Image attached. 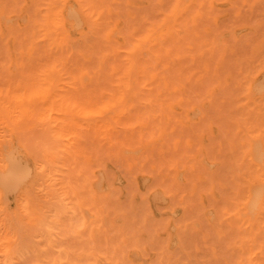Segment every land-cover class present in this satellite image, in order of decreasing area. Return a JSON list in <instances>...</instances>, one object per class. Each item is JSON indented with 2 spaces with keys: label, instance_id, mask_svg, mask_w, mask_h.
<instances>
[{
  "label": "rangeland",
  "instance_id": "374dc122",
  "mask_svg": "<svg viewBox=\"0 0 264 264\" xmlns=\"http://www.w3.org/2000/svg\"><path fill=\"white\" fill-rule=\"evenodd\" d=\"M49 1L55 2L58 5L57 11L60 12L55 15L50 26L41 27L37 20L38 17L43 19L46 10L41 9L40 6L49 3ZM175 1L88 0L102 8L97 7L94 10H89L94 15L86 16L81 9L85 0H0V89L7 85H10L12 89L11 93L5 92L9 91V88L6 89V87L5 91L3 89L0 93V176L6 170L5 174H8L10 169L6 168L11 166L10 162L14 157L15 161L19 163L18 158H20L22 164L30 167L31 170V175L24 182L18 178L15 179L16 177L11 178L12 173H10L8 174L11 176L10 179L2 181L3 187L0 186V240L7 241L0 245V264H35L37 260L59 261L67 257V259L73 257L71 260L85 262L88 261V258H90L89 260L104 258L98 257L95 252L89 256L86 242L75 238L61 240L60 234L55 235L54 244H50L46 235L41 236L44 235L43 230L36 228L40 227V221L44 217L49 219L52 216L57 207L54 203L60 206V198L64 197L67 191L68 197L71 195L74 191L72 186L77 184V176L85 166L87 172L85 171L79 182L82 185L84 180H87V191L83 195L75 197L71 195L73 197L70 196L71 203H73L71 206H76H73L75 213H79L81 218L86 214L91 217L86 205L81 202L87 197L95 195L97 198L96 208L104 215L106 221L105 228L108 232L112 231L110 234L113 233L123 240L122 246L116 250L120 256H116L115 250L110 251L106 254L109 260H126L127 264H156L161 258L165 260L179 258L192 261H215L224 259V249L229 244L232 247L228 249L227 255L233 260H247L251 257L256 261V264H259V261L264 259V254L261 252V247L264 245V214H262V210H264V181L260 176L259 161H256V158H259L261 154L258 153L259 157L253 158L254 156L249 152L250 142H253L258 144L260 147L258 151L261 150L264 155V127L261 126L260 111V92L261 88H264V83L258 74L254 75L252 102L247 105L235 99L233 93V76L236 70L241 66L248 67L249 64H252L258 73V66L261 59L264 58L260 48L261 41L264 40V25L261 23V17L264 16V3L262 0H240L241 3L250 5V7L243 12L238 20L233 22L235 13L230 6L234 0H183L182 4L192 6V12L197 11L200 5H215L213 22L217 27L208 31L205 25L198 36L196 31H191L192 34L186 28V17L165 23L164 26L160 24L162 17L158 5L171 4ZM157 10L159 11L157 12ZM150 11H154V14ZM72 12L76 18L71 14ZM158 18L160 19L156 20ZM150 19H154V22ZM151 29L156 34L153 33L148 39H143L140 36L141 34L144 37ZM47 32H51V37H46ZM43 35L45 36L43 37ZM204 35L206 36L204 37ZM127 39L128 41H126ZM136 39L138 42H135ZM141 46L142 48L144 46L143 50ZM126 47L128 48L126 49ZM144 58L150 59V61L147 59L145 61ZM134 60L137 61L136 64ZM125 63L129 66H125ZM155 64L156 66L160 64V66L156 67ZM135 66L138 69L135 71L137 75H133ZM148 66L154 70L151 68L149 70ZM125 69L126 72L123 73L122 71ZM144 69L149 70L147 71L148 75L146 71L145 74L143 73ZM161 69L172 71H162ZM183 70L184 72H182ZM54 71L57 72L54 73ZM130 73L132 74L131 81L128 78ZM179 73L181 74L179 75ZM55 75L59 76H56L59 80L55 83L57 88L52 86ZM171 76L175 79L170 78ZM41 79L42 83L46 80L43 84L47 88H52V90L47 89L48 92L50 91L49 97L44 98L45 100L42 97H36L33 100L27 99L29 96L26 94L30 92V83L34 88L38 87ZM5 82L8 83L5 84ZM157 84L158 88L155 86ZM166 84L168 87H164ZM46 87L42 88L45 90ZM24 88L27 89L26 94H24ZM40 89L38 88V90ZM107 89H113V94ZM15 90L25 97L15 95ZM18 90H23V92ZM34 90H31L33 95L37 94L34 93ZM149 92L150 94L147 95ZM109 94L113 95V98ZM83 95L88 98H83ZM92 95H96L94 99ZM103 95H108L111 98H105L106 96ZM171 96L173 99H170ZM96 98H98L97 101ZM102 100L103 103L106 102L107 107L104 106ZM112 100H114L113 103H111ZM91 102H98L104 108H100L101 112L97 113L98 111L95 109H99L96 107L97 104H91ZM114 102H118V104L116 103L118 109ZM155 102L158 107H155ZM88 104H90L89 107ZM94 110L97 112L90 115V112ZM141 112L146 114L141 115ZM102 113L105 114L102 115ZM171 118L172 120H170ZM132 119L133 121H130ZM177 120L184 126V131L177 130L173 141L181 135L184 142L187 141L189 134H195L198 137L202 150L199 157L196 158L195 166L200 171H210L215 176L216 186L212 191L211 183H209L207 188L198 190L195 197L184 200L177 197L174 201L168 194L171 185L175 183L177 186H182L184 180L191 174L193 164L189 162L187 167L181 165L178 170L179 178H176L174 174L173 178L169 179L168 186L160 185L158 175L160 172L159 162L162 160L161 153L164 151L176 154L174 151L176 144L156 138L164 128L171 131ZM48 121L50 124L48 123L47 127H44ZM54 128L57 129V132L54 131ZM238 128L242 129L239 134L237 133ZM198 130L199 132H197ZM44 131H47L50 136L46 137L47 134ZM235 134H238L237 137ZM234 137L235 139H233ZM44 138H47V142L45 141L41 145ZM48 138L51 139L48 140ZM52 139L57 141L54 146ZM241 139L243 148L237 151L235 144ZM181 148H183V143ZM39 151L40 153H38ZM119 151L122 155H119ZM9 153L16 155L12 154L13 156H11ZM8 155L13 157L10 159L12 161L9 160ZM37 156L48 159L50 166L45 173L52 175L55 178L52 179L53 181H58L56 185H51L44 173L39 171ZM230 162L232 165L235 164L232 166ZM143 163L144 165H142ZM209 165L212 167L209 168ZM229 166H232V169ZM222 167L224 168L222 169ZM236 168L238 171L245 169L251 171V178L241 190L242 192L235 191L232 184L233 176L237 173ZM219 178H223V181ZM11 179L18 182L15 186L17 188L14 187V192L10 191L13 187L11 189L7 184L9 181L13 184ZM63 179L66 182H63ZM260 184L262 185L260 186ZM253 186H259L262 189L257 190L260 195L256 199V204L254 203L251 208L248 206L247 195L250 189H255ZM55 190L58 196L54 194ZM222 190L225 191L227 197L229 194L234 197L238 196L240 211L235 215L223 212L227 197L225 193L221 197ZM4 191L5 194L9 191L6 197H4ZM227 193L229 194L227 195ZM4 198L7 200L5 201ZM26 201L31 209L30 214L23 207V203ZM177 202L178 204H176ZM245 203L247 204L245 205ZM247 208L251 211L250 213H247ZM245 211L246 213H244ZM194 219L198 222L195 226L188 224L186 230H178L177 225ZM5 223L11 225L10 240L3 235L7 231L4 227ZM205 234H207V239L204 238ZM159 239L168 241V252L162 253L159 250L156 243ZM217 240L222 244H218ZM60 246L77 249L83 247L85 250L80 254L66 250L62 253V257L59 251ZM184 249L190 251H184Z\"/></svg>",
  "mask_w": 264,
  "mask_h": 264
},
{
  "label": "snow or ice",
  "instance_id": "6c2138e0",
  "mask_svg": "<svg viewBox=\"0 0 264 264\" xmlns=\"http://www.w3.org/2000/svg\"><path fill=\"white\" fill-rule=\"evenodd\" d=\"M264 3V0H262ZM41 9L46 10L43 19L38 17L37 22L41 25V27L50 26L51 22L55 19L56 9L58 5L55 2H49L40 6ZM97 7H101L95 3L85 2L81 5V9L86 16L94 15L93 12L89 10H94ZM161 9L160 15L162 19H160V24L163 25L165 23H171L179 20L181 17H186L185 26L191 31H196L199 34L200 30L203 26L206 25L207 30L211 31L217 27V25L213 22V13L215 11V5H200L198 10L195 12L191 11V7L187 4H182L180 0H176L175 3L171 4H162L158 5ZM231 9L234 11L235 16L233 18V22L239 19V17L243 14V12L250 7L245 3H241L240 0H234L231 4ZM261 23L264 25V16L261 17ZM153 33L150 31L146 34L143 39H148ZM262 57H264V40L261 41L260 44ZM258 74L261 78L262 83H264V58L261 59L260 64L258 66V73L256 67L252 64H249L248 67L241 66L239 67L234 76H233V93L235 94V99L242 101L245 105L250 104L251 95L253 92V77ZM155 79V77H154ZM164 87H167L165 85ZM12 89L9 86V93H11ZM0 93H2V89H0ZM260 108H261V126L264 127V88H261L260 92ZM177 130L183 132L184 126L177 120L176 124L172 127V130L169 131L167 128L161 130L159 137L156 139L167 141L169 143L174 142L176 144L175 153L169 154L168 152L162 151V160L160 162V172L158 175V179L160 180L161 185L168 186L169 179L173 178L174 174L176 178H179L178 170L181 168V165L187 167L189 162L193 164L191 169V174L184 180L182 186H177L175 183L171 185V190L168 194L173 198H179L181 200L187 199L189 197H195L198 190H203L207 188V185L211 183L212 191L215 190V176L210 171H200L195 166L196 158L199 157L200 152L202 150L200 140L195 134H189L188 139L184 142L183 136L176 138L173 141V137H176ZM242 129H237V133L239 134ZM57 141L53 139V146ZM183 143V148H181V144ZM243 148L242 139L236 144V149L239 151ZM38 165H43L39 168L41 173L47 172L49 170V161L48 159L37 156ZM260 176L262 181H264V155L260 157ZM209 168L212 166L209 165ZM86 170V166L77 176V184L73 185L74 191L71 193L73 197L76 195H83L87 190V180H84L83 184L79 183L81 177L84 176ZM251 178L250 170H242L237 171V173L233 177V187L235 191L239 192L243 189L247 181ZM58 181H53V183H57ZM64 205L68 208L71 207V200L66 194L64 197L60 198ZM231 202L228 203L227 201ZM83 205H86L88 211L91 213V217L87 214L81 218L75 212L72 213V219L66 220L65 213H58L53 216L51 219L44 217L41 220V223L46 225L48 232L51 233H60L62 232L64 235L61 237V240L64 239H72L75 238L81 242H86L88 246V255L91 256L94 252L97 253L98 257H104L103 259L97 258L94 260L88 261H80V260H71L65 258L64 260H53V259H45V260H37L35 264H127L126 260H118L113 261L107 258V253L109 251H114L119 249L123 240L114 235L110 234L105 228V218L104 215L99 212L96 208L97 198L95 195L87 197L84 201L81 202ZM240 211V203L238 197H232L230 194L226 198L225 207L223 212L228 213L229 215H235ZM262 214H264V210H262ZM198 222L194 219L191 221H186L185 224L177 225L178 230L184 231L188 224H192L195 226ZM4 227L7 229L3 235L10 240L11 236L9 235L11 232V225L5 223ZM205 239H207V234H205ZM43 239V237H42ZM55 239V237H53ZM6 240H0V245L6 243ZM159 246V250L164 253L169 250V243L165 239H159L156 242ZM232 247L229 244L225 249V258L221 260L215 261H192V260H181L177 259H168L165 260L161 258L156 262V264H256L251 257L247 260H233L230 256L227 255L228 249ZM69 252H77V254L83 253L84 248L81 247L79 249L73 247H61L59 251L61 253L65 251ZM184 251H190L188 249H184ZM261 252L264 254V245L261 247ZM259 264H264V259L259 261Z\"/></svg>",
  "mask_w": 264,
  "mask_h": 264
},
{
  "label": "bare ground",
  "instance_id": "6f19581e",
  "mask_svg": "<svg viewBox=\"0 0 264 264\" xmlns=\"http://www.w3.org/2000/svg\"><path fill=\"white\" fill-rule=\"evenodd\" d=\"M185 1H186V0H185ZM202 1H203V0H202ZM49 2H50V1H49ZM171 2H172V0H171ZM173 2H174V1H173ZM175 2H176V1H175ZM183 2H184V1L182 0L181 3H183ZM206 2H207V1H206ZM27 3H29V2H27ZM138 3H139V2H138ZM162 3H163V2H162ZM215 3H216V2H215ZM4 4H5V3H4ZM225 4H226V3H225ZM17 5H18V4H17ZM143 6H146V5H143ZM147 6H148V5H147ZM116 7H117V6H116ZM152 7H153V5H152ZM151 9H152V8H151ZM151 9H150V10H151ZM111 10H112V9H111ZM152 10H153V9H152ZM67 11H68V10H67ZM71 11H72V10H71ZM103 11H104V10H103ZM124 11H125V10H124ZM158 11H159V10H157V12H158ZM58 12H60V11H57V9H56V13H55V15H56ZM73 12H74V11H73ZM73 12H72L71 14L76 18V16L74 15ZM150 12H152V11H150ZM98 13H99V12H98ZM118 13H119V12H118ZM155 13H156V11H155ZM119 14H120V13H119ZM152 14H154V11L152 12ZM64 15H65V14H64ZM104 16H105V15H104ZM160 16H161V15H160ZM160 16H159V17H160ZM68 17H69V16H68ZM161 17H162V16H161ZM161 17H160V18H161ZM22 18H23V17H22ZM24 18H25V17H24ZM103 18H104V17H103ZM148 18H149V17H148ZM160 18H158V19H156V20H159ZM8 20H10V19H8ZM148 20H149V19H148ZM150 20H151V19H150ZM151 21L154 22V19L151 20ZM91 22H92V21H91ZM108 22H109V21H108ZM75 24H76V23H75ZM133 24H134V23H133ZM151 25H153V23H151ZM118 26H119V25H118ZM153 26H154V25H153ZM163 26H164V24H163ZM103 27H104V25H103ZM125 28H126V27H125ZM156 28H158V27H156ZM163 28H164V27H163ZM115 29H116V28H115ZM115 29H114V30H115ZM130 29H131V28H130ZM152 29H153V28H152ZM152 29H151L150 31H151L152 33H155V31H153ZM170 29H171V28H170ZM181 29H182V28H181ZM10 31H11V30H10ZM112 31H113V30H112ZM125 31H126V30H125ZM150 31H149V32H150ZM156 31H157V30H156ZM186 31H187V30H186ZM188 31H189V30H188ZM188 31H187V32H188ZM51 32H52V31H51ZM51 32H47L48 35H47L46 37H49L50 34H51ZM24 33H25V32H24ZM144 33H145V32H144ZM191 33H192V32H191ZM155 34H156V33H155ZM192 34H193V33H192ZM136 35H138V34H136ZM185 35H186V33H185ZM200 35H203V34H200ZM206 35H207V34H206ZM206 35H204V37H205ZM44 36H45V35H43V37H44ZM140 36H142V38H143V35L140 34ZM144 36H145V35H144ZM183 36H184V35H183ZM183 36H182V37H183ZM198 36H199V34H198ZM198 36L195 35V37H198ZM210 36H211V35H210ZM218 36H219V34H218ZM29 37H31V36H29ZM50 37H51V36H50ZM130 37H132V36H130ZM150 37H151V36H150ZM150 37H149V38H150ZM200 37H201V36H200ZM215 37L217 38V35H215ZM215 37H214V38H215ZM40 38H41V37H40ZM125 38H126V37H125ZM127 38H129V37H127ZM142 38H140V39H142ZM201 38H202V37H201ZM207 38H208V37H207ZM216 38H215V39H216ZM38 39H39V37H38ZM120 39H121V38H120ZM132 39H133V38H132ZM134 39H135V38H134ZM215 39H214V40H215ZM69 40H70V39H69ZM86 40H87V39H86ZM150 40H151V39H150ZM150 40H149V41H150ZM219 40H220V39H219ZM99 41H100V40H99ZM99 41H98V42H99ZM126 41H128V39H127ZM136 41H137V39L135 40V42H136ZM22 42H23V41H22ZM130 42H131V41H130ZM132 42H133V40H132ZM132 42H131V43H132ZM137 42H138V41H137ZM144 42H145V41H144ZM147 42H148V40H147ZM147 42H145V43H147ZM200 42H201V41H200ZM93 43H94V42H93ZM125 43H126V42H125ZM197 43H198V42H197ZM124 45H126V44H124ZM141 45H142V44H141ZM191 45H192V44H191ZM193 45H194V44H193ZM193 45H192V46H193ZM132 46H133V43H132ZM132 46H131V48H132ZM134 46H136V45H134ZM22 47H23V46H22ZM50 47H51V46H50ZM138 47H139V46H138ZM198 47H199V46H198ZM201 47H202V46H201ZM201 47H200V48H201ZM46 48H47V47H46ZM127 48H128V47H126V49H127ZM131 48H130V49H131ZM143 48H144V46H143ZM143 48H142V46H141V49H142V50H143ZM191 48H192V47H191ZM193 48H194V47H193ZM132 49H133V48H132ZM132 49H131V50H132ZM147 49H148V48H147ZM196 49H197V48H196ZM79 50H80V49H79ZM144 50H145V49H144ZM52 51H53V50H52ZM123 51H124V50H123ZM128 51H129V49H128ZM140 51H141V50H140ZM179 51H180V50H179ZM91 52H92V51H91ZM132 52H134V50H132ZM141 52H142V51H141ZM162 52H163V50H162ZM126 53H127V52H126ZM195 53H196V52H195ZM195 53H194V54H195ZM42 54H43V53H42ZM127 54H128V53H127ZM131 54H134V53H131ZM142 54H143V53H142ZM202 54H203V53H202ZM61 55H62V54H61ZM71 55H72V54H71ZM73 55H74V54H73ZM128 55H129V54H128ZM42 56H43V55H42ZM68 56H69V55H68ZM130 56H131V55H130ZM139 56H140V53H139ZM148 56H149V55H148ZM151 56H152V55H151ZM151 56H150V57H151ZM47 57H48V56H47ZM76 57H77V56H76ZM78 57H79V56H78ZM33 58H35V57H33ZM90 58H91V57H90ZM151 58H152V57H151ZM70 59H71V58H70ZM73 59H74V58H73ZM78 59H79V58H78ZM142 59H143V58H142ZM144 59H145V58H144ZM146 59H147V58H146ZM146 59H145V61H146ZM152 59H153V58H152ZM152 59H151V60H152ZM163 59H164V58H163ZM92 60H93V59H92ZM122 60H123V59H122ZM135 60H136V57H135ZM135 60H134V61H135ZM137 60H138V59H137ZM147 60H148V59H147ZM54 61H55V60H54ZM69 61H70V60H69ZM78 61H79V60H78ZM78 61H77V62H78ZM141 61H143V60H141ZM141 61H140V62H141ZM148 61H150V59H149ZM161 61H162V60H161ZM174 61H175V60H174ZM187 61H188V60H187ZM74 62H75V61H74ZM123 62H125V61H123ZM136 62H137V61H135V64H136ZM138 62H139V61H138ZM140 62H139V63H140ZM163 62H165V61H163ZM166 62H167V61H166ZM54 63H55V62H54ZM91 63H92V62H91ZM158 63H159V62H158ZM67 64H68V63H67ZM78 64H79V62H78ZM146 64H149V63H146ZM44 65H46V64H44ZM54 65H55V64H54ZM56 65H57V63H56ZM73 65H74V64H73ZM124 65H125V66H129V65L126 64V63H125ZM173 65H174V64H173ZM176 65H177V64H176ZM189 65H190V64H189ZM13 66H14V65H13ZM46 66H47V65H46ZM59 66H60V64H59ZM71 66H72V65H71ZM145 66H146V65H145ZM149 66H150V65H149ZM149 66H148V68H149V70H150L151 67H149ZM155 66H156V64H155ZM158 66H160V64L157 65L156 67H158ZM51 67H53L52 64H51ZM135 67H136V69H134V74H133V75H137V72H135V71H137L138 69H137V66H135ZM46 68H47V67H46ZM46 68H45V69H46ZM57 68H59V67H57ZM125 68H126V67H125ZM148 68H147V69H148ZM41 69H42V68H41ZM73 69H74V68H73ZM126 69H129V68H126ZM126 69H125V71H122V72L125 73V72H126ZM147 69H146V70L144 69V72H143L144 74H145V71H146V74H147V71H149V70H147ZM170 69H172V67H170ZM170 69H169V70H170ZM182 69H183V68H182ZM18 70H19V69H18ZM18 70H17V71H18ZM24 70H25V69H24ZM42 70H43V69H42ZM49 70H50V69H49ZM71 70H72V69H71ZM151 70H154V69L151 68ZM161 70H162V69H161ZM163 70H165V69H163ZM163 70H162V71H163ZM166 70H167V69H166ZM166 70H165V71H166ZM169 70H167V71H169ZM185 70H186V68H185ZM130 71H131V69H130ZM159 71H160V70H159ZM170 71H172V70H170ZM56 72H57V71H56ZM56 72L54 71V73H56ZM155 72H156V71H155ZM175 72H176V70H175ZM182 72H184V70H183ZM44 73H45V72H44ZM73 73H74V71H73ZM157 73H158V72H157ZM161 73H162V72H161ZM163 73H164V72H163ZM168 73L171 74L170 72H168ZM173 73H174V72H173ZM173 73H172V74H173ZM39 74H40V73H39ZM76 74H77V73H76ZM76 74H75V75H76ZM158 74H160V73H158ZM174 74H175V73H174ZM180 74H181V73H179V75H180ZM124 75H125V74H124ZM129 75H130V77H128V78H129L130 81H131V75H132V74L130 73ZM147 75H148V74H147ZM147 75H145V77H148ZM38 76H39V75H38ZM56 76H57V75H55V80H54L53 83H52V86H55V88H57L56 85H55V83H57V81L59 82V80H58V78H57V77H59V76H57V77H56ZM164 76H165V75H164ZM174 76H175V75H174ZM0 77H1V76H0ZM16 77H17V75H16ZM21 77H22V76H21ZM32 77H33V76H32ZM39 77H40V76H39ZM145 77L143 76V78H145ZM154 77H155V75H154ZM168 77H169V76H168ZM191 77H192V76H191ZM56 78H57V80H56ZM84 78H85V77H84ZM86 78H87V77H86ZM102 78H103V77H102ZM126 78H127V77H126ZM135 78H136V77H135ZM170 78H174V77L171 76ZM0 79H1V78H0ZM42 79H43V78H42ZM42 79L40 80L39 83H40L41 86L43 85L42 87H44V86L46 87V85L43 84V83H45L46 80L42 83ZM97 79H98V78H97ZM133 79H134V78H133ZM147 79H148V78H147ZM174 79H175V78H174ZM256 79H257V78H256ZM30 80H31V79H30ZM43 80H44V79H43ZM126 80L129 82L128 79H126ZM134 80H135V79H134ZM167 80H168V78H167ZM38 81H39V80H38ZM55 81H56V82H55ZM137 81H138V80H137ZM151 81H152V80H151ZM172 81H173V80H172ZM174 81H175V80H174ZM0 82H1V81H0ZM14 82H15V81H14ZM128 82H127V83H128ZM175 82H176V81H175ZM175 82H173V83H175ZM6 83H8V82H5V84H6ZM35 83H36V82H35ZM35 83H34V84H35ZM37 83H38V82H37ZM97 83H98V82H97ZM99 83H100V82H99ZM115 83H118V84H119V83H121V82H115ZM115 83H113V84H115ZM133 83H134V82H133ZM151 83H153V82H151ZM151 83H150V84H151ZM254 83H255V82H254ZM254 83H253V84H254ZM26 84H27V83H26ZM88 84H89V83H88ZM92 84H93V83H92ZM110 84H111V82H110ZM129 84H131V83H129ZM136 84H137V83H136ZM256 84H257V82H256ZM2 85H3V84H2ZM31 85H32V84L30 83V88H29L30 92H29V93H27V91H26L27 89H25L27 86L24 88V90L26 91V92L24 91V94L27 93L26 95L29 96V97L27 96L28 98L26 97L27 99H31V100H33V99L36 98V97H40V98L42 97L43 99H44V98L46 99V98L49 97V92H50V91L48 92V90H52L51 87H49V88L46 87L45 90H44L42 87H39L40 85H39L38 87H35L36 89H35L33 86H31ZM94 85H95V84H94ZM99 85H100V84H99ZM101 85H102V84H101ZM127 85H128V84H127ZM137 85H138V84H137ZM159 85H161V84H159ZM166 85H167V84H166ZM257 85H258V84H257ZM0 86H1V84H0ZM4 86H5V85H4ZM9 86H10V85H7V86H6L7 88H6V87H5V88L8 89ZM50 86H51V84H50ZM102 86L104 87V85H102ZM102 86H99V87L101 88ZM111 86H112V85H111ZM129 86H132V85H129ZM155 86L157 87L158 84L155 85ZM192 86H193V85H192ZM32 87H33V89H32ZM122 87H123V86H122ZM135 87H136V86H134V88H135ZM158 87H159V86H158ZM158 87H157V88H158ZM167 87H168V86H167ZM207 87H208V85H207ZM256 87H257V86H256ZM5 88L3 87L4 91H5ZM38 88H41L42 90H41V89L38 90ZM80 88H81V87H80ZM104 88H105V87H104ZM104 88H103V89H104ZM136 88H137V87H136ZM189 88H190V85H189ZM204 88H205V87H204ZM204 88H203V89H204ZM3 89H2V90H3ZM34 89H35V90H34ZM47 89H48V90H47ZM94 89L96 90V88H94ZM97 89H98V88H97ZM125 89H126V88H125ZM125 89H124V90H125ZM131 89H132V88H131ZM155 89H156V88H155ZM161 89H162V88H161ZM161 89H160V90H161ZM192 89H193V88L191 87V90H192ZM29 90H28V91H29ZM31 90H34V93H37V94L33 95V91H31ZM36 90H37L38 92H37ZM98 90H99V89H98ZM98 90H97V91H98ZM107 90H108V89H107ZM112 90H113V89H112ZM112 90H108V91H111V92H112L111 94H113V91H114V90H113V91H112ZM165 90H166V89H165ZM18 91H22V92H23V90H18ZM78 91H79V90H78ZM89 91H90V90H89ZM100 91H101V90H100ZM105 91H106V89H105ZM117 91H118V90H117ZM5 92H9V91H5ZM13 92H14V91H13ZM22 92H20V93H22ZM127 92H128V91H127ZM144 92H145V90H144ZM160 92H161V91H160ZM164 92H165V91H164ZM193 92H194V91H193ZM14 93H15V95L17 94V95H19V96H21V97H25L24 95H20V94H18V92H17L16 90H15ZM80 93H81V92H80ZM80 93H79V94H80ZM90 93H91V92H90ZM108 93H109V92H108ZM155 93H156V92H155ZM77 94H78V93H77ZM82 94H83V93H82ZM82 94H81V95H82ZM95 94H96V93H95ZM124 94H125V93H124ZM149 94H150V92H149L147 95H149ZM161 94H162V93H161ZM172 94H173V93H172ZM181 94H182V93H181ZM30 95H31V96H30ZM98 95H99V94H98ZM109 95H110V94H109ZM138 95H141V94H138ZM155 95H156V94H155ZM158 95H160V94H158ZM187 95H188V94H187ZM200 95H201V94H200ZM19 96H17V97H19ZM70 96H71V95H70ZM83 96H84V95H83ZM92 96H93V95H92ZM95 96H96V95H95ZM95 96H93V99H94ZM100 96L102 97V95H100ZM103 96H104V95H103ZM105 96H106V95H105ZM105 96H104V97H105ZM110 96H112V98H113V95H110ZM189 96H190V95H189ZM12 97H13V96H12ZM89 97H90V96H89ZM108 97H109V96L107 95L105 98H108ZM143 97H144V96H143ZM159 97H161V95H160ZM159 97H158V98H159ZM183 97H184V96H183ZM201 97H202V95H201ZM79 98H82V97H79ZM83 98H86V97L84 96ZM87 98H88V97H87ZM87 98H86V99H87ZM105 98H104V99H105ZM109 98H111V97H109ZM109 98H108V99H109ZM126 98H127V97H126ZM174 98H175V97H174ZM43 99H42V100H43ZM45 99H44V100H45ZM90 99H91V98H90ZM99 99H100V98H99ZM155 99H156V98H155ZM170 99H173L172 96H171ZM50 100H51V99H50ZM91 100H92V99H91ZM97 100H98V98H96V101H97ZM122 100H123V98H122ZM137 100H138V99H137ZM152 100H153V99H152ZM75 101H76V100H75ZM77 101H78V100H77ZM113 101H114V100H112L111 103H113ZM138 101H139V100H138ZM192 101H194V100H192ZM203 101H204V99H203ZM39 102H42V101H39ZM49 102H51V101H49ZM82 102H83V101H82ZM195 102H196V101H195ZM72 103L74 104V102H72ZM85 103H87V102H85ZM94 103H96V102H91V104H94ZM100 103H101V101H100ZM100 103L97 102V103H96L97 106H96V104H95V106L98 107L99 109H97V108L94 107L98 112H97L96 110L91 111V112H90V115H91V113L94 114V112L100 113V112H101L100 110H101L102 108H104V107H102L103 104H104L105 107H107L106 104H105L106 102L103 103V100H102V103H103V104L101 103L102 106H101ZM107 103H108V102H107ZM114 103H115V102H114ZM116 103L118 104V102H116ZM116 103H115V104H116ZM156 103H157V102H155V104H156ZM201 103H202V102H201ZM39 104H40V103H39ZM73 104H71V106H73ZM99 104H100V106H99ZM117 104H116V107H117L116 109H118ZM120 104H121V106H122L123 101H122V103H120ZM120 104H119V108L121 107ZM124 104H125V103H124ZM126 104H127V103H126ZM138 104H139V103H138ZM89 106H90V104H88V107H89ZM198 106H199V103H198ZM88 107H87V108H88ZM155 107H158V104H156ZM210 107H211V106H210ZM212 107H213V106H212ZM100 108H101V109H100ZM147 108H148V107H147ZM199 108H200V107H199ZM213 108H214V107H213ZM213 108H212V109H213ZM92 109H93V106H92ZM210 109H211V108H210ZM216 109H217V108H216ZM241 109H242V108H241ZM253 109H254V108H253ZM77 110H78V109H77ZM86 110H87V109H86ZM88 110H89V108H88ZM90 110H91V109H90ZM119 110H120V109H119ZM147 110H150V109H147ZM155 110H156V109H155ZM82 111H83V110H82ZM99 111H100V112H99ZM141 111H142V109H141ZM143 111H144V110H143ZM153 111H154V110H153ZM196 111H197V110H196ZM202 111H203V110H202ZM260 111H261V110H260ZM83 112H86V111H83ZM106 112H107V111H106ZM106 112H105V113H106ZM208 112H209V110H208ZM210 112H211V111H210ZM212 112H213V110H212ZM249 112H250V111H249ZM86 113H87V112H86ZM88 113H89V112H88ZM97 113H95V114H97ZM105 113H102V115L105 114ZM144 113H145V112H141V115L144 114ZM148 113H149V112H148ZM151 113H153V112H151ZM49 114H50V113H49ZM137 114H138V112H137ZM145 114H146V113H145ZM145 114H144V115H145ZM192 114H193V113H192ZM69 115H70V114H69ZM90 115H89V116H90ZM98 115H99V114H98ZM134 115H135V114H134ZM252 115H253V114H252ZM254 115H255V114H254ZM73 116H75V115H73ZM93 116H94V115H93ZM205 116H206V113H205ZM248 116H249V115H248ZM248 116H247V117H248ZM133 117H134V116H133ZM133 117H132V118H133ZM141 117H142V116H141ZM144 117H145V116H144ZM144 117H143V118H144ZM148 117H149V114H148ZM207 117H208V116H207ZM78 118H79V117H78ZM109 118H110V117H109ZM109 118H108V119H109ZM145 118H146V117H145ZM180 118H181V117H180ZM209 118H210V117H209ZM128 119H129V118H128ZM136 119H137V118H136ZM121 120H122V119H121ZM170 120H172V118H171ZM181 120H182V119H181ZM130 121H133V119L130 120ZM143 121H145V120H143ZM148 121H149V120H148ZM187 121H188V120H187ZM60 122H62V121H60ZM110 122L112 123V121H110ZM146 122H147V121H146ZM170 122H172V121H170ZM48 123H49V121H48L46 124L43 123V124H45L44 127H47ZM185 123H186V122H185ZM220 123H222V122L220 121ZM49 124H50V123H49ZM131 124H132V123H131ZM143 124H144V123H143ZM212 124H213V123H212ZM114 125H115V124H114ZM215 125H216V124H215ZM222 125H223V124H222ZM257 125H258V124H257ZM192 126H193V125H192ZM211 126H212V125H211ZM217 127H218V126H217ZM220 127H221V126H220ZM142 129H143V128H142ZM142 129H141V132H142ZM46 130H47V129H46ZM97 130H98V129H97ZM150 130H151V129H150ZM214 130H215V129H214ZM220 130H221V129H220ZM54 131L57 132V129L54 128ZM60 131H61V126H60ZM133 131H134V130H133ZM178 131H179V130H178ZM197 132H199V130H198ZM44 133L47 134V131H44ZM134 133H135V132H134ZM137 133H138V132H137ZM143 133H144V132H143ZM97 134H98V133H97ZM144 134H145V133H144ZM144 134H143V136H144ZM182 134H183V133H182ZM185 134H187V133L185 132ZM47 135H48V134H47ZM47 135H45V136H46V137H49V136H50V135H48V136H47ZM110 135H111V134H110ZM135 135L137 136V134H135ZM135 135H134V136H135ZM146 135H147V134H146ZM146 135H145V136H146ZM183 135H184V134H183ZM218 135H219V134H218ZM235 135H236L235 137H237L238 134H235ZM222 136H223V135H222ZM202 137H204V136H202ZM214 137H215V136H214ZM235 137H234L233 139H235ZM12 138H13V137H12ZM209 138H211V137H209ZM209 138H208V139H209ZM223 138H225V137H223ZM50 139H51V138H48V140H50ZM60 139H61V138H60ZM129 139H130V138H129ZM135 139H136V138H135ZM43 140H44V141L41 142V145H43L42 143H44V142L47 140V138H44ZM52 140H53V139H52ZM68 140H69V139H68ZM70 140H71V139H70ZM126 140L128 141V138H127ZM130 140H131V139H130ZM130 140H129V141H130ZM201 140H202V139H201ZM225 140H226V139H225ZM135 141H136V140H135ZM142 141H143V140H142ZM214 141H215V140H214ZM257 141H259V140H257ZM46 142H47V141H46ZM65 142H66V141H65ZM85 142H86V141H85ZM149 142H150V141H149ZM233 142H235V141H233ZM48 143H50V142H48ZM135 143H136V142H135ZM118 144H119V143H118ZM148 144H149V143H148ZM202 144H203V143H202ZM47 145H50V144H47ZM94 145H95V144H94ZM119 145H120V144H119ZM130 145H132V144H130ZM115 146H116V144H115ZM235 146H236V144H235ZM88 147H89V146H88ZM146 148H147V147H146ZM259 148H260V147H258V144H257V143L250 142V145H249V152H250L251 155L254 156L253 158H255V157H257V156L259 157L258 153L261 154V156H262V153H263V152H262L261 150L258 151ZM154 149H155V148H154ZM72 150H73V149H72ZM120 150L122 151L123 149H120ZM220 150H221V149H220ZM225 150H226V149H225ZM132 151H133V150H132ZM152 151H153V149H152ZM77 152H78V151H77ZM232 152H233V151H232ZM38 153H40V151H39ZM38 153H37V155H39ZM108 153H109V152H108ZM153 153H155V152H153ZM153 153H152V154H153ZM220 153H221V152H220ZM9 154H11V153H9ZM12 154H13V153H12ZM12 154H11V156H13V155L15 156V155H16V154H13V155H12ZM146 154H147V153H146ZM225 154H226V153H225ZM231 154H232V153H231ZM111 155H112V154H111ZM119 155H122L120 151H119ZM119 155H117V156L119 157ZM222 155H223V154H222ZM233 155H234V154H233ZM153 156H154V155H153ZM203 156H204V155H203ZM261 156H260V157H261ZM8 157H10V155H8ZM231 157H232V155H231ZM260 157H259V158H260ZM11 158H13V157H10L9 160H10ZM16 158H17V157H16ZM101 158H102V157H101ZM142 158H143V157H142ZM204 158H205V157H204ZM253 158H252V159H253ZM259 158H256V161H259V160H257V159H259ZM5 159H6V158H5ZM137 159H138V157H137ZM161 159H162V158H161ZM234 159H235V158H234ZM234 159H233V160H234ZM237 159H238V157H237ZM12 160H13V161H12ZM12 160H10V161H12V162H10V163H11V166H10L9 168H6V169H10V170H8V171H9L8 174L12 173V177H11L10 175H8V174H5V173L7 172V170H6V172H5L4 174H3V172H2V174H1V176H0V181H1L0 186L3 185V182H2V181H4V180H7V181H8V180L10 179V177H11V178L16 177L15 179L18 178L19 180H21L22 182H24V181H25V180L31 175V170L29 169L30 167L28 168V166L26 167V165H23V164H22L23 162L21 161L20 158H18V160L20 161L21 164H20L18 161H17L18 163L15 161V160H16L15 157H14V159H12ZM103 160H104V159H103ZM105 160H106V159H105ZM110 160H111V159H110ZM119 160H120V159H119ZM222 160H223V159H222ZM253 160H255V159H253ZM139 161H141V160L139 159ZM201 161H202V160H201ZM219 161H220V160H219ZM25 162H26V161H25ZM220 162H221V161H220ZM231 162H234V161H231ZM231 162H230V163H231ZM70 163L72 164V162H70ZM144 163H145V162H144ZM144 163H143L142 165H144ZM159 163H160V162H159ZM214 163H215V162H214ZM228 163H229V162H228ZM236 163H237V162H236ZM258 163H259V162H258ZM8 164H9V162H8ZM17 164H19L20 166L17 165ZM137 164H138V163H137ZM155 164H156V163H155ZM204 164H205V163H204ZM234 164H235V163H234ZM234 164H233V165H234ZM16 165H17V166H16ZM52 165H53V164H52ZM158 165H159V164H158ZM216 165H217V164H216ZM229 165H230V164H229ZM231 165H232V163H231ZM233 165H232V166H233ZM259 165H260V164H259ZM18 166H19V169L17 168ZM21 166H22V167H21ZM42 166H43V165H42ZM42 166H39V165H38V168H40V167H42ZM49 166H50V165H49ZM206 166H207V165H206ZM221 166H223V165H221ZM221 166H220V167H221ZM232 166H231V167L229 166V167L232 169ZM20 167H21V169H20ZM24 167H25V168H24ZM75 167H76V166H75ZM80 167H81V166H80ZM82 167H83V166H82ZM239 167H240V166H239ZM241 167H242V166H241ZM14 168H15V169H14ZM62 168H65V167H62ZM77 168H78V167H77ZM133 168H134V167H133ZM156 168H158V167H156ZM184 168H185V167H184ZM200 168H201V167H200ZM223 168H224V167H222V169H223ZM83 169H84V168H83ZM99 169H100V168H99ZM139 169H140V168H139ZM143 169H144V168H143ZM182 169H183V168H182ZM222 169H221V170H222ZM243 169H244V168H243ZM201 170H202V169H201ZM233 170H234V169H233ZM15 171H16V172H15ZM85 171H86V170H85ZM96 171H97V170H96ZM144 171H145V169H144ZM236 171H238L237 168H236ZM236 171H235V172H236ZM86 172H87V171H86ZM133 172H135V171H133ZM146 172H147V171H146ZM150 172H151V171H150ZM54 173H55V172H54ZM73 173H75V172L73 171ZM73 173H72V174H73ZM147 173H148V172H147ZM151 173H152V172H151ZM231 173H233V172H231ZM51 174H52V173H51ZM57 174H59V173H57ZM115 174H116V173H115ZM130 174H131V173H130ZM137 174H138V173H137ZM6 175H7V176H6ZM44 175L47 177V179L49 180V182H50L51 185H56V183H55V184L53 183V180H52V179H55V178H53L52 175H48V174L45 173V172H44ZM59 175H60V174H59ZM117 175H118V174H117ZM142 175H143V174H142ZM233 175H234V174H233ZM5 176H6V177H5ZM97 176H98V175H97ZM106 176H107V175H106ZM3 177H4V178H3ZM64 177H65V176H64ZM120 177H121V176H120ZM130 177H131V176H130ZM218 177H219V176H218ZM233 177H234V176H233ZM253 177H254V176H253ZM5 178H6V179H5ZM8 178H9V179H8ZM99 178H100V177H99ZM139 178H140V176H139ZM141 178H142V176H141ZM150 178H151V177H150ZM220 178H221V177H220ZM220 178H219V179H220ZM67 179H68V178H67ZM75 179H76V178H75ZM68 180H69V179H68ZM81 180H82V179H81ZM125 180H127V179H125ZM128 180H129V179H128ZM154 180H155V179H154ZM154 180H153V181H154ZM220 180L223 181V178L220 179ZM226 180H227V179H226ZM7 181H6V182H7ZM11 181H13V184H11L10 181L7 182V184L9 185V188L13 187L14 190L11 188L12 190H10V191H13V192H14V191H15V188H17V187H15V186H17V183H18V182H17V183L14 182V179H11ZM16 181H17V180H16ZM21 181H20V182H21ZM54 181H55V180H54ZM64 181H65V180L63 179V182H64ZM99 181L101 182V180H99ZM139 181H140V180H139ZM149 181H150V180H149ZM231 181H232V180H231ZM22 182H21V183H22ZM65 182H66V181H65ZM154 182H156V181H154ZM181 182H182V181H181ZM181 182H180V183H181ZM21 183H20V184H21ZM74 183L76 184V182H74ZM79 183H80V182H79ZM225 183H226V182H225ZM258 183H259V182H258ZM72 184H73V182H72ZM80 184H81V183H80ZM127 184H128V183H127ZM129 184H130V183H129ZM155 184H157V182H156ZM232 184H233V183H232ZM262 184H263V183H262ZM262 184H260V186H261ZM73 185H74V184H73ZM157 185H158V184H157ZM160 185H161V184H160ZM160 185H159V186H160ZM225 185H226V184H225ZM255 185H258V184H255ZM255 185H254V186H255ZM5 186H6V185H5ZM162 186H163V185H162ZM230 186H231V185H230ZM251 186H252V185H251ZM254 186H253V187H254ZM2 187H3V186H2ZM2 187H1V188H2ZM14 187H15V188H14ZM95 187H96V186H95ZM121 187H122V186H121ZM123 187H124V186H123ZM126 187H127V186H126ZM128 187H129V186H128ZM128 187H127V188H128ZM257 187H258V188H257ZM257 187H254L255 189H250V190H252V191H250V190L248 191L247 202H248V206H250L251 208H252V205H254V203L256 202V199H257L258 195H260L259 192L257 191L260 187H259V186H257ZM6 188H7V187H6ZM9 188H7V190H9ZM55 188H56V187H55ZM132 188H133V187H132ZM251 188H252V187H251ZM256 188H257V189H256ZM2 189H3V188H2ZM62 189H63V188H62ZM65 189H66V188H65ZM133 189H134V188H133ZM228 189H230L229 186H228ZM260 189H262V188H260ZM5 190H6V189H5ZM67 190H69V189H67ZM97 190H98V189H97ZM122 190H123V188H122ZM224 190H225V189H224ZM232 190H233V189H232ZM86 191H87V190H86ZM98 191H99V190H98ZM114 191H115V190H114ZM225 191H226V190H225ZM225 191L222 190V193H223V194L221 195V197L224 196ZM230 191H231V190H230ZM260 191H262V190H260ZM7 192H9V191H7ZM7 192H6V194H7ZM56 192H57V191L55 190V193H54V194H56ZM63 192H64V189H63ZM227 192H229V191H227ZM241 192H242V191H241ZM64 193H65V192H64ZM66 193L68 194V191H67ZM110 193H111V192H110ZM115 193H116V192H115ZM200 193H201V192H200ZM212 193H215V192H212ZM220 193H221V192H220ZM230 193H231V192H230ZM6 194H5V191H4V197H6ZM228 194H229V193H227V195H228ZM233 194H234V193H233ZM239 194H240V193H239ZM56 195H57V194H56ZM57 196H58V195H57ZM57 196H56V197H57ZM70 196H71V195H70ZM70 196H69V199H70ZM121 196H122V195H121ZM219 196H220V195H219ZM225 196H226V193H225ZM232 196H233V195H232ZM71 197H72V196H71ZM109 197H110V195H109ZM214 197H215V195H214ZM221 197H220V198H221ZM226 197H227V196H226ZM233 197H234V196H233ZM236 197H238V196H236ZM72 198H73V197H72ZM84 198H85V197H84ZM123 198H124V197H123ZM215 198H217V197H215ZM220 198H219V199H220ZM4 199H5V198H4ZM158 199H159V198H158ZM6 200H7V199H5V201H6ZM147 200H148V198H147ZM170 200H171V197H170ZM170 200H169V202H170ZM173 200L176 201L175 199H173ZM224 200H225V199H224ZM138 201H139V200H138ZM162 201H163V200H162ZM171 201H172V200H171ZM202 201H203V200H202ZM220 201H221V200H220ZM222 201H223V199H222ZM141 203H142V202H141ZM148 203H149V201H148ZM71 204H73V203H71ZM171 204H174V203H171ZM176 204H178V202H177ZM246 204H247V203H245V205H246ZM255 204H256V203H255ZM31 205H32V204H31ZM54 205L57 206V207L54 209V212H53L52 216H51L49 219H51L53 216L57 215L58 213H65V219H66V220H71V219H72V213L75 212V208H74L73 206H75V205H72L70 208H68V207H66V206L64 205V203L61 201V199H60V206H58V204H55V203H54ZM125 205H126V204H125ZM149 205H150V204H149ZM214 205H215V204H214ZM214 205H212V206H214ZM245 205H244V207H245ZM190 206H191V205H190ZM205 206H206V205H205ZM23 207H24L25 211H26L28 214L31 213V211H30L31 209L29 208V204H28L27 201L23 203ZM75 207H76V206H75ZM254 207H255V206H254ZM122 208H123V207H122ZM141 208H142V207H141ZM191 208H192V207H191ZM251 208H250V209H251ZM123 209H124V208H123ZM82 210H83V209H82ZM143 210H144V209H143ZM191 210H192V209H191ZM241 210H242V209H241ZM247 210H248L247 213H250V212H251V211L249 210V208H247L246 211H247ZM77 211H78V210H77ZM194 211H195V210H194ZM201 211H202V210H201ZM214 211H215V210H214ZM246 211H245L244 213H246ZM29 212H30V213H29ZM173 212H174V211H173ZM109 213H110V212H109ZM142 213H143V212H142ZM78 214H79V213H77V215H78ZM84 214H85V213H84ZM84 214H83V215H84ZM162 214H164V213H162ZM252 214H253V213H252ZM137 215H138V214H137ZM167 215H169V214H167ZM88 216H89V215H88ZM160 216H162V215H160ZM249 216H250V214H249ZM118 217H119V216H118ZM126 217H127V216H126ZM241 217H242V216H241ZM244 217H245V216H244ZM172 218H173V217H172ZM192 218H193V217H192ZM195 219H196V218H195ZM250 219H251V218H250ZM124 220H126V219H124ZM114 221H115V220H114ZM16 222H18V221H16ZM116 222H117V221H116ZM212 222H213V221H212ZM126 224H127V223H126ZM132 224H133V223H132ZM138 224H139V223H138ZM159 224H160V223H159ZM230 224H231V223H230ZM139 225H140V224H139ZM213 225H214V223H213ZM22 227H23V226H22ZM34 227H35V226H34ZM34 227H33V228H34ZM138 227H139V226H138ZM240 227H241V226H240ZM24 228H25V227H24ZM36 228H39V229L43 230L44 235H41V236H45V235H46V236H47L46 238L48 239V243H50V244H54L55 239H53V237H54L55 235H57V234H60V239H61L62 232H60V233H51V234H50V233L48 232V229H47L46 225L42 224L41 221H40V227H36ZM112 228H114V227H112ZM129 228H131V227L129 226ZM132 228H133V227H132ZM141 228H142V227H141ZM220 228H221V227H220ZM31 229H32V228H31ZM146 229H147V228H146ZM221 229H222V228H221ZM109 230H110V229H109ZM130 230H131V229H130ZM222 230H223V229H222ZM127 231H128V230H127ZM110 232H112V231L110 230ZM110 232H109V233H110ZM204 232H205V231H204ZM125 233H126V232H125ZM148 233H150V232H148ZM190 233H191V232H190ZM41 234H42V233H41ZM112 234H113V233H112ZM186 234H187V233H186ZM191 234H192V233H191ZM240 234H241V233H240ZM257 234H258V233H257ZM114 235H115V234H114ZM234 235H235V234H234ZM146 236H147V235H146ZM146 236H145V237H146ZM236 236H237V235H236ZM238 236H239V235H238ZM148 237H149V236H148ZM172 237H173V236H172ZM243 237H244V236H243ZM247 237H248V235H247ZM234 238H235V237H234ZM197 239H198V238H197ZM33 240H34V239H33ZM198 240H199V239H198ZM232 240H233V239H232ZM70 241H71V240H70ZM217 241H218V240H217ZM220 241H221V239H220ZM65 242H66V241H65ZM65 242H64V243H65ZM205 242H206V241H205ZM76 243H77V242H76ZM144 243H145V242H144ZM146 243H147V242H146ZM186 243H187V242H186ZM197 243H198V242H197ZM231 243H232V242H231ZM252 243H253V242H252ZM33 244H34V243H33ZM60 244H61V242H60ZM198 244H199V243H198ZM207 244H208V243H207ZM210 244H211V243H210ZM218 244H222V243H220V242L218 241ZM255 244H256V243H255ZM65 245H67V244L65 243ZM65 245H64V246H65ZM224 245H225V244H224ZM226 245H227V244H226ZM76 246H78V245H76ZM86 246H87V245H86ZM149 246H150V248H151V245H149ZM153 246H154V245H153ZM198 246H199V245H198ZM201 246H202V244H201ZM213 246H214V245H213ZM249 246H250V245H249ZM35 247H36V245H35ZM60 247H61V246H60ZM74 247H75V246H74ZM155 247H156V245H155ZM155 247H153V248H155ZM214 247H215V246H214ZM37 248H39V247H37ZM37 248H36V249H37ZM66 248H67V246H66ZM200 248H201V247H200ZM200 248H199V249H200ZM253 248H254V247H253ZM39 249H40V248H39ZM84 249H85V248H84ZM86 249H87V248H86ZM156 249H157V248H156ZM215 249H216V248H215ZM150 250H151V249H150ZM204 250H205V249H204ZM204 250H203V251H204ZM86 251H87V250H86ZM118 251H119V250H118ZM123 251H124V249H123ZM141 251H142V250H141ZM146 251H147V250H146ZM177 251H178V250H177ZM208 251H209V250H208ZM208 251H207V252H208ZM216 251H217V249H216ZM216 251H215V253H216ZM218 251H221V250H218ZM253 251H254V249H253ZM109 252H110V251H109ZM112 252H113V251H112ZM120 252H121V251H120ZM133 252H134V251H133ZM179 252H180V251H179ZM234 252H235V251H234ZM237 252H238V251H237ZM38 253H40V252H38ZM55 253H56V252H55ZM55 253H54V254H55ZM74 253H75V252H74ZM74 253H73V254H74ZM115 253H117L116 256L118 257L119 254H118V252H116V250H115ZM115 253H114V254H115ZM172 253H173V252H172ZM205 253H206V252H205ZM54 254H53V255H54ZM60 254H61V256L63 255L62 253H60ZM93 254H94V253H93ZM96 254H97V253H96ZM134 254H135V253H134ZM175 254H176V253H175ZM38 255H40V254H38ZM143 255H144V254H143ZM209 255H210V254H209ZM216 255H217V254H216ZM256 255L258 256V254H256ZM119 256H120V255H119ZM62 257H63V256H62ZM112 257H113V256H112ZM172 257H173V256H172ZM191 257H192V255H191ZM197 257H198V256H197ZM217 257H218V256H217ZM67 258H68V257H67ZM72 258H73V257H71L70 259H72ZM87 258H88V257H87ZM101 258H102V257H101ZM107 258L109 259L108 256H107ZM123 258H124V257H123ZM223 258H225V257H223ZM243 258H244V257H243ZM258 258H260V257H258ZM74 259H75V258H74ZM89 259H90V258H88L87 260H89ZM191 259H192V258H191ZM218 259H219V257H218ZM247 259H248V258H247ZM155 260H156V259H155ZM155 260H154V261H155ZM219 260H220V259H219ZM28 262H29V261H28ZM150 262H151V261H150ZM134 263H135V262H134ZM150 264H151V263H150Z\"/></svg>",
  "mask_w": 264,
  "mask_h": 264
}]
</instances>
